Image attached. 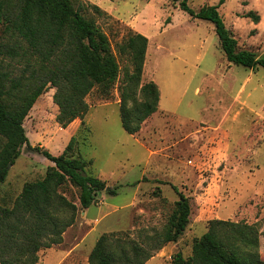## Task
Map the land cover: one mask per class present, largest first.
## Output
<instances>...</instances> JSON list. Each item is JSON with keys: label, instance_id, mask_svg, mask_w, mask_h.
I'll use <instances>...</instances> for the list:
<instances>
[{"label": "rangeland", "instance_id": "1", "mask_svg": "<svg viewBox=\"0 0 264 264\" xmlns=\"http://www.w3.org/2000/svg\"><path fill=\"white\" fill-rule=\"evenodd\" d=\"M85 1L103 10L94 16L116 53L119 79L107 98L96 88L85 97L89 141L81 151L92 159L91 172L117 193L102 191L85 209L88 217L100 218L96 223H82L84 210H78L67 239L90 233L76 249L65 258H59V247L41 250L38 264H87L95 239L103 232L129 231L137 237L140 231L160 229L179 198L173 185L189 199V222L177 241L165 243L145 264H173L176 252L188 257L194 239L205 233L213 218L253 225L264 262V68L250 70L228 62L213 24L191 17L178 2ZM260 1L263 5L257 4ZM217 2L188 4L197 10ZM249 2L260 15L257 31L248 29L253 25L245 22V13L232 17ZM218 11L227 28L233 23L240 49L252 44L258 55L264 54V0H224ZM134 31L150 40L142 82L150 75L160 98L157 112L132 135L124 131L119 115L118 86L129 62L117 52V44ZM3 36L0 25V41ZM54 91L48 87L36 98L23 125L31 145L40 144L58 155L80 119L65 128L58 125ZM49 165L43 155L23 147L0 184V201L10 205L24 182L41 178ZM75 202L79 205L77 198Z\"/></svg>", "mask_w": 264, "mask_h": 264}, {"label": "trees", "instance_id": "2", "mask_svg": "<svg viewBox=\"0 0 264 264\" xmlns=\"http://www.w3.org/2000/svg\"><path fill=\"white\" fill-rule=\"evenodd\" d=\"M171 1L191 17L213 24L228 62L252 70L264 68V54L240 49L226 27L218 11L224 0L197 10L189 6V0ZM95 13L103 10L85 0H0L4 34L0 41V184L23 147L52 162L41 178L24 182L10 205L0 201V264H37L41 250L62 242L80 208L95 204L102 191L116 193L91 172L92 159L81 151L89 141L85 97L96 88L107 98L119 79L116 53ZM244 16L259 21L253 10ZM147 45L148 38L137 31L117 44V52L129 62L118 86L120 121L129 134L137 133L158 108V85L152 80L142 82ZM48 87L55 88L52 99L58 108V125L65 128L80 119L58 155L40 144L31 145L23 125L36 98ZM173 189L179 198L160 229L140 231L137 237L129 231L103 232L87 264H145L165 243L177 241L191 208L189 199L174 185ZM258 246V230L253 225L213 218L205 233L194 239L191 254L184 257L176 252L172 263L264 264Z\"/></svg>", "mask_w": 264, "mask_h": 264}, {"label": "crops", "instance_id": "3", "mask_svg": "<svg viewBox=\"0 0 264 264\" xmlns=\"http://www.w3.org/2000/svg\"><path fill=\"white\" fill-rule=\"evenodd\" d=\"M250 3V2H249ZM249 3L248 4H243V6L240 8V10H237V12H235L234 14H233V19H237V18H241L240 17V13L242 14H244V13H246V12H248V11H250V10H253L254 8V6H253V4L255 3L256 4V2L254 1V3H250V5H249ZM257 4H259V5H263V2L262 1H260V2H258ZM250 7H251V9H250ZM253 11H255V10H253ZM258 15H259V13L258 12H256ZM243 18H245V22L249 25V24H252L253 26H248V29H251V28H255L256 29V31L258 30V29H260V27L261 26H258L259 25V23H261V21H260V15H259V21L257 22V23H254L252 20H250V21H252L253 23H250V22H247L246 21V17H243ZM227 26H228V23H227ZM163 27H165V26H163ZM228 28L233 32V33H235V29L233 28V23H232V26H228ZM138 31V30H137ZM259 34V32L257 33V35ZM149 45H150V40H149V38H148V45H147V50H146V57H145V59H147V57H150L151 56V52H149L150 50H149ZM157 48H160V46H157ZM256 48H258V46H256ZM246 50H250V51H253V52H257V49H253V47H252V44H250V46H248L247 48H245ZM255 52V53H256ZM257 54V53H256ZM258 55V54H257ZM259 55H263V53H260ZM145 63V62H144ZM143 69H144V67H143ZM150 70H151V68H149ZM250 69V68H249ZM250 70H252V69H250ZM149 80H152L151 79V76L150 75H148V77H147V81H149ZM196 91H197V89H196ZM160 98V97H159ZM226 109H228V108H226ZM156 112H157V110H156ZM155 113V112H154ZM133 135V134H132ZM48 160V159H47ZM51 162V161H50ZM52 163V162H51ZM117 193V192H116ZM115 193V194H116ZM99 196V195H98ZM78 205V204H77ZM84 210V214H83V216L81 215L80 216V218L82 219V218H84L83 220H82V223H84V222H92V223H96L97 221H98V219H100V218H95V219H93V217H95V216H90V217H88V215H87V213H86V211H85V209H83ZM81 222V221H80ZM74 226V224L72 225V226H70V227H68L67 229H66V231L63 233V240H62V242L61 243H58V244H55V245H52L51 247H54V246H56V247H59L60 248V257L59 258H65L68 254H69V252L70 251H72L73 249H76V247L85 239V237L87 236V234L88 233H90V232H87L85 235H83V236H73V235H70L69 237H70V239L68 240L67 239V237H66V235H67V233H68V231H69V229H71L72 227ZM75 232H76V230H75ZM75 232H73L72 231V234L73 233H75ZM99 236V235H98ZM98 238V237H97ZM97 238L95 239V241L97 240ZM50 247V248H51ZM47 249H49V248H47ZM39 261H40V259H39ZM39 261H38V263H39ZM37 263V264H38Z\"/></svg>", "mask_w": 264, "mask_h": 264}, {"label": "water", "instance_id": "4", "mask_svg": "<svg viewBox=\"0 0 264 264\" xmlns=\"http://www.w3.org/2000/svg\"><path fill=\"white\" fill-rule=\"evenodd\" d=\"M10 166H11V165L9 164V165H8V168H9Z\"/></svg>", "mask_w": 264, "mask_h": 264}]
</instances>
